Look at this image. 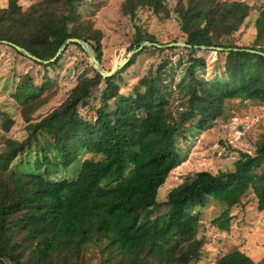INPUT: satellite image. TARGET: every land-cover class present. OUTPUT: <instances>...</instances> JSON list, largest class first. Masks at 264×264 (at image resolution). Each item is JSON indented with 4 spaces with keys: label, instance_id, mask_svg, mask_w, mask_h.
Masks as SVG:
<instances>
[{
    "label": "trees",
    "instance_id": "trees-1",
    "mask_svg": "<svg viewBox=\"0 0 264 264\" xmlns=\"http://www.w3.org/2000/svg\"><path fill=\"white\" fill-rule=\"evenodd\" d=\"M169 1L124 0L121 16L130 22L137 21L139 10L164 20L174 16L185 47L168 50L182 51L185 58L173 86L185 111L171 108L174 71L166 59L137 81L132 94L121 93L125 71L148 48L159 51L151 46L113 77L94 70L58 108L27 126L22 141L6 139L0 153V264H195L203 242L190 209L211 199L231 210L252 192L257 211L264 212V136L255 143L253 156L240 153L225 171L197 173L159 200V190L179 163L178 136L185 140L184 135L206 129L224 116L231 101L264 104V10L254 21L259 42L242 47L233 36L250 18V0H173L172 11ZM80 2L42 0L24 12L17 0H10L0 9V41L50 61L68 39H78L90 45L106 69L103 35L79 15ZM131 28L129 52L143 42L161 45L140 26ZM68 47L52 64L30 61L44 69L55 67ZM200 47L223 50L216 52L225 57L222 79L197 75L205 67ZM44 85H33L28 75L20 78L13 99L26 116L43 103L37 101L49 87ZM83 110L92 120L82 116ZM0 116L2 129L9 132L11 120ZM68 146L93 157L81 162L70 181L58 179L78 160ZM162 208L165 214L157 215ZM215 264L260 263L236 251Z\"/></svg>",
    "mask_w": 264,
    "mask_h": 264
},
{
    "label": "rangeland",
    "instance_id": "rangeland-1",
    "mask_svg": "<svg viewBox=\"0 0 264 264\" xmlns=\"http://www.w3.org/2000/svg\"><path fill=\"white\" fill-rule=\"evenodd\" d=\"M10 0H0V9L6 8ZM22 11L42 0H17ZM124 0H81L78 13L83 19L92 22L93 27L103 35L104 71L111 72L134 51L129 52L132 43V28L137 25L153 35L161 45H170L174 41L183 44L184 38L179 25L173 15L170 20L159 19L150 11L139 10L135 22L121 16V5ZM175 1L167 3L173 10ZM250 18L245 25L233 36L235 45L251 46L259 42L257 28L254 21L259 12L264 10V0H250ZM171 48H148L140 55L136 62L122 75L121 93L132 94V88L137 81L154 71L161 61L169 60L168 70L172 72L173 83L171 108L173 111H185L186 106L180 105L179 96L173 87L181 78V68L185 58H181L182 51H171ZM86 55V54H85ZM74 46H69L55 67L42 68L33 64L23 55L0 45V112L9 117L12 124L9 132L2 128L3 117L0 116V153L5 147V140L22 141L27 136L26 127L40 122L45 116L58 108L66 99L76 83L93 76L94 69L90 66L87 56ZM198 56L205 61L204 70H198L197 75L212 81L222 79L224 55L214 51L200 50ZM182 59V60H181ZM181 60V66L178 62ZM122 70V69H121ZM28 75L33 85L42 87L48 82L49 87L40 95L37 101L41 106L30 116H26L19 103L14 101L13 94L20 78ZM172 82V79H167ZM45 86V85H44ZM41 101V102H40ZM223 117L213 121L206 129L199 133H188L186 139L178 136L180 149L178 166L171 171L165 185L159 190V200L164 201L168 192L179 184L187 183L195 174L206 171L216 174L231 168L239 159L240 153L255 154V143L264 136V104L258 102L231 101L227 104ZM86 119L92 120L88 110L81 111ZM240 124H247L250 130L240 136ZM190 126V125H189ZM185 129H187L189 127ZM49 156H53L52 140L50 139ZM70 152L78 157L71 168L59 178L72 180L76 177L77 168L85 159L93 158L82 152L78 147L68 146ZM166 209L159 210L157 215L165 214ZM199 220L197 239L202 240V254L200 261L195 264H215V261L227 254L239 251L248 256L254 263L264 264V212H258L252 192L243 199L241 205L227 210L224 204L207 199L204 207L196 206L188 211ZM95 264L96 261L94 260Z\"/></svg>",
    "mask_w": 264,
    "mask_h": 264
},
{
    "label": "water",
    "instance_id": "water-1",
    "mask_svg": "<svg viewBox=\"0 0 264 264\" xmlns=\"http://www.w3.org/2000/svg\"><path fill=\"white\" fill-rule=\"evenodd\" d=\"M77 45L79 46L83 52L86 54L89 64L90 66L95 70L96 73L102 75L103 77H113L114 75H116L121 69H123L131 60L132 58L137 55L140 51H142L144 48L147 47H155L157 49H163V48H184L185 45L184 44H170V45H156V44H149L147 42H143L140 47L135 50L130 56H128L123 62H121L118 66H116V68L114 70H112L111 72H105L102 65L97 61L90 45L86 42L80 41L78 39H68L58 50V52L56 53L55 57L53 59H51L50 61H41L37 58H35L34 56H32L30 53H28L27 51H25L24 49L15 46L11 43H7V42H2L0 41V45H4V46H9L14 48L18 53H20L21 55H23L25 58L34 61L38 64L41 65H49L54 63L66 50V48L71 45ZM200 50H204V51H214V52H218V51H223L221 49H215V48H207V47H200Z\"/></svg>",
    "mask_w": 264,
    "mask_h": 264
},
{
    "label": "built area",
    "instance_id": "built-area-1",
    "mask_svg": "<svg viewBox=\"0 0 264 264\" xmlns=\"http://www.w3.org/2000/svg\"><path fill=\"white\" fill-rule=\"evenodd\" d=\"M240 126L242 131V133H240V136H242L243 134L247 133L250 130V126H248L247 124L246 125L240 124Z\"/></svg>",
    "mask_w": 264,
    "mask_h": 264
}]
</instances>
